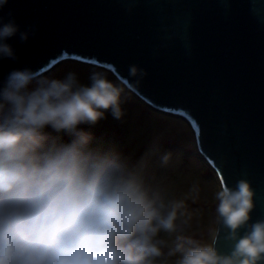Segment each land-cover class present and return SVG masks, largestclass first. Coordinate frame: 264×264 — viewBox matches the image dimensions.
<instances>
[{
  "label": "clouds",
  "instance_id": "9594fccd",
  "mask_svg": "<svg viewBox=\"0 0 264 264\" xmlns=\"http://www.w3.org/2000/svg\"><path fill=\"white\" fill-rule=\"evenodd\" d=\"M8 2L0 0V10ZM8 17L0 16V60L15 62L9 40L27 42L36 29ZM127 73L114 82L106 68L93 67L85 83L74 71L24 66L0 78V264H264V219L251 221L248 180L214 194L216 224L233 242L221 252L220 227L211 243L186 235L185 200L154 179L153 162L165 168L172 160L161 150L162 133L139 152L131 134H95L108 117L124 121L146 71L130 64Z\"/></svg>",
  "mask_w": 264,
  "mask_h": 264
},
{
  "label": "water",
  "instance_id": "95a60500",
  "mask_svg": "<svg viewBox=\"0 0 264 264\" xmlns=\"http://www.w3.org/2000/svg\"><path fill=\"white\" fill-rule=\"evenodd\" d=\"M9 12L36 30L9 40L18 60H0V78L70 59L118 80L130 64L144 68L134 94L187 120L220 185L248 180L251 221L264 219V0H9L0 16ZM218 227L227 252L233 242Z\"/></svg>",
  "mask_w": 264,
  "mask_h": 264
},
{
  "label": "rangeland",
  "instance_id": "374dc122",
  "mask_svg": "<svg viewBox=\"0 0 264 264\" xmlns=\"http://www.w3.org/2000/svg\"><path fill=\"white\" fill-rule=\"evenodd\" d=\"M93 67L101 66L70 59L44 74L63 75L74 71L86 83ZM106 70L110 79L119 81ZM124 107L123 122L108 117L98 123L95 134L102 140H121L131 134L130 148L139 152L151 135L162 133L161 150L171 151L172 160L165 168H161L158 161L153 162L154 179L169 196L185 200L191 213L190 227L185 234L201 244L211 243V232L217 225L214 194L219 190L220 182L212 166L199 152L190 124L182 117L151 108L134 93Z\"/></svg>",
  "mask_w": 264,
  "mask_h": 264
},
{
  "label": "bare ground",
  "instance_id": "6f19581e",
  "mask_svg": "<svg viewBox=\"0 0 264 264\" xmlns=\"http://www.w3.org/2000/svg\"><path fill=\"white\" fill-rule=\"evenodd\" d=\"M63 61H66V60H62L61 62H63ZM61 62H58L56 65H58V64L61 63ZM56 65H55V66H56ZM158 111H159V110H158Z\"/></svg>",
  "mask_w": 264,
  "mask_h": 264
}]
</instances>
